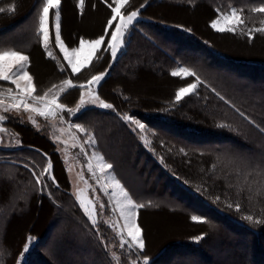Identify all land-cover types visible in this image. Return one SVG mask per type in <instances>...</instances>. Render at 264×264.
<instances>
[{
  "label": "trees",
  "instance_id": "16d2710c",
  "mask_svg": "<svg viewBox=\"0 0 264 264\" xmlns=\"http://www.w3.org/2000/svg\"><path fill=\"white\" fill-rule=\"evenodd\" d=\"M109 3L115 6L113 0H84L81 8L79 0H62L61 34L69 48L78 46L81 38L105 35L112 15ZM12 5L14 12L8 11ZM233 6L242 10L245 20L237 33L211 28ZM260 6L264 0H128L122 14L138 11L139 19L128 29L117 58L107 49L116 20L90 64L73 74L55 43L53 14L50 49L55 58L46 54L38 33L41 0H0L5 8L0 13V51L14 48L29 56L35 95L64 87L59 102L69 111L87 89L79 85L105 74L97 95L113 110L87 107L77 120L83 125L96 120L108 129L111 141L129 150L119 156L110 145L121 159L115 170L122 183L145 205L138 210L137 222L145 240L139 254L148 264H264V34L252 32L250 41L247 33L248 28L264 26V13L252 11ZM71 14L83 26L93 14L103 16L100 29L70 28ZM203 19L204 33L196 28ZM18 43L29 44L22 48ZM35 57L48 65H43L42 78L51 72L44 82L33 70ZM178 66L190 68L203 82L179 102L176 91L196 80L173 77ZM66 79L76 87L63 86ZM15 87L0 81V91ZM141 92L157 99H141L135 94ZM127 115L150 129V152L119 122ZM115 116L119 125L109 121ZM5 128L19 143L0 152L20 160H0V264H21L22 257L24 264H115L108 245L110 227L101 220L93 225L74 200L68 171L52 141L19 119L5 121ZM112 156L107 154L109 160ZM37 157L53 166L55 181L47 176V188L32 174L39 176ZM130 178L137 183L132 185ZM151 214L171 217V231L154 236L145 222H155ZM193 214L206 223L193 222ZM249 215L261 223L245 219ZM181 226V232L174 230ZM28 237L36 243L24 253ZM129 259V253H122L121 264H129Z\"/></svg>",
  "mask_w": 264,
  "mask_h": 264
},
{
  "label": "snow or ice",
  "instance_id": "6c2138e0",
  "mask_svg": "<svg viewBox=\"0 0 264 264\" xmlns=\"http://www.w3.org/2000/svg\"><path fill=\"white\" fill-rule=\"evenodd\" d=\"M105 3L108 0H104ZM113 3L116 5L115 7L112 4H108V7L111 9V17L107 22L105 27V35L100 36L97 39L87 40L81 38L79 40V47L72 48L69 50L64 41L61 38V4L62 0H41L42 7H39V17H38V33L40 34L41 41L43 47L46 51V54L50 58H55L52 56V53L48 50L49 41H50V29H49V20L50 13L54 11L55 18V43L58 46L60 52L63 54V59L67 62L68 66L71 69L73 74L79 73L82 68L86 67L90 64L94 54L98 51L101 45L105 41V36L108 35V30L113 27V22L119 18V23H117L114 27V30L110 36V42L107 44V49H110L111 58L115 60L117 58V53L123 48L125 43V35L129 29V26L133 24V21L138 16V11H132L129 15L125 16L121 12V7L128 3V0H113ZM79 5L81 8L84 6V0H79ZM8 11L14 12L15 6L12 5L9 7ZM242 10L232 8L228 14H220L219 18L211 23V28H213L218 33H237V29L245 24V20L240 15ZM255 13H264V6L256 7L252 9ZM5 12L4 7H0V13ZM261 24H264V21H261ZM257 32L264 34V26L256 27V28H248V38L251 41L253 38L251 33ZM244 33V29H240V34ZM87 49V55L85 56L83 62H81V55ZM29 56L22 54L19 51L14 50H4L0 51V81H10L12 84L16 86L18 89V93L12 95L13 102L8 106H4V100L0 99V108H3L4 112H8L11 109H16L19 111L21 108L25 112L33 113L39 117L44 118L45 120H55L57 118L58 113L65 109V105L59 102L60 92L64 91V87H60V91H56L57 86H53L45 91L42 95H35L36 88L33 83V77L27 71V65L29 63ZM18 66V67H17ZM16 67V70L13 71V68ZM63 70V69H61ZM173 77H194L196 82L190 83L186 87H180L175 93V99L179 102L185 95L189 93L195 92L199 83H203L200 81L199 76L192 71L188 67L178 66L177 69L171 72ZM105 74L100 73L92 76L86 84H80V89H86L87 86H98L100 82L104 79ZM22 82H24L22 84ZM63 86H67L68 88L76 87L73 84L71 79H66L63 82ZM8 92L11 94L12 89H8ZM51 93V95H50ZM3 94L0 93V96ZM84 93H82L81 98L79 100V105L82 106L85 103L83 98ZM88 95L90 97L88 103L96 104L99 102L100 106L103 108H112L111 104L105 103L103 100L99 98L98 95L94 94V87L88 89ZM223 99V97H221ZM31 101V103H29ZM76 109H70V111H75ZM243 116L244 114L241 113ZM29 119L33 124H36V120L29 116ZM126 120H132L131 117H125ZM5 120L4 115H0V122ZM134 124L139 128L141 132L145 130V124L138 121L132 120ZM71 127H74L79 130V132L84 133L87 130L81 124H74ZM219 127H227V125L220 124ZM4 128H0V132H4ZM61 132L64 130L61 129ZM145 140L146 144H149L150 141L147 137H142ZM71 139L76 140L75 135L71 137ZM59 140V137H57ZM91 141V145L95 144V139L88 135L85 143ZM67 144V141L64 142ZM76 145L73 144V147ZM81 152H84L83 145H80ZM183 151V149H181ZM85 155L87 153L85 152ZM95 161V163H93ZM51 161L48 162L47 168L44 169V172L49 173V178L55 181V177L51 175L50 170L52 169ZM113 164L110 162H106L102 155H99L95 151H93L92 156L89 158V162L87 164L88 172L91 176L96 180L98 184H101L102 190L104 194L108 197L109 204L112 205V212L119 213V216L123 219V226L118 233L120 237V247L124 248L125 245H128V248L131 249L135 246L136 249L143 251L145 249V240L142 237V228L137 222L138 210L145 207L143 203L136 202L133 197L130 195L129 191L125 188V186L121 183L119 179L116 178L115 174L110 170L113 169ZM105 173L107 176L105 177ZM36 176V182H40V176H37L35 172L32 173ZM79 180L83 181L85 185L88 184L87 180H85L82 174L79 175ZM107 182H104V181ZM90 187V185H89ZM111 188V193L108 192V189ZM87 189H78L77 191V200L79 202L80 207L83 209L84 213L89 217L91 223L96 225L97 223V209L96 204L92 199L88 197L86 194ZM98 199V198H97ZM100 208L103 209L105 205L101 203ZM231 207V205H229ZM237 210H239V205H237ZM250 222L253 223H261L260 220H253L251 215L246 216ZM191 220L196 223H206V221L199 215H191ZM119 227V225H116ZM126 230L127 237L124 236V231ZM203 237H197L196 239H202ZM33 237H28L25 247L23 248V252L27 253L29 251L28 244L31 243ZM114 259H119L114 256ZM22 264V258H21ZM144 264H148L147 258L144 261Z\"/></svg>",
  "mask_w": 264,
  "mask_h": 264
},
{
  "label": "rangeland",
  "instance_id": "374dc122",
  "mask_svg": "<svg viewBox=\"0 0 264 264\" xmlns=\"http://www.w3.org/2000/svg\"><path fill=\"white\" fill-rule=\"evenodd\" d=\"M232 8H236V7L233 6ZM102 12L103 11H100V14ZM88 17H90V16H88ZM102 17H101V20H102ZM72 18H73V14H71V20L68 24L70 26V28H72L74 25H76L82 29L89 28L87 23H86L89 21V19L86 20L85 26H83L82 24H79V23H78L79 25H77L75 23V19H72ZM138 19H139V15L133 21V24L129 26V28L131 26H133L135 21H137ZM101 20H100V25L102 23ZM204 20L205 19H203L200 23L198 22L199 24L196 27L199 32H203V33L205 32V29L203 26L204 22H205ZM117 23H119V21ZM100 25H99V29H100ZM90 29H92V28H90ZM69 50H71V49H69ZM120 51L117 53V56L119 55ZM86 55H87V49H85V52L82 53V55H81V62H83ZM43 65H46V64L44 62L40 61L39 58L35 57L33 70L38 75L40 82H44L47 79L46 77H48L51 74V72H49L48 75H46L45 77L42 78L43 74L45 73ZM46 67H48V65H46ZM15 70H16V67L13 68V71H15ZM153 79H154V81L159 83V80H158L159 78H153ZM160 82H162L161 79H160ZM23 83L24 82H22V84ZM149 85H152V82ZM163 86H165V85H163ZM93 87H94V94L97 95V89L96 88H98V86H87V89L84 91V95H83V98L85 100L84 105H82V106L78 105L75 108L76 109L75 111H70V110L67 111L68 108L65 107V109L63 111L58 113L57 118L55 120H51V119L45 120L44 118L39 117L33 113L25 112L23 110V108H21L19 111H17L16 109H11L8 112H4L3 108H0V115L5 116V120L0 122V128L5 129L4 132H0V149L1 148L2 149H4V148L5 149L6 148L7 149L12 148L13 149L16 146H18V143H19L17 138H16L17 137L16 134L12 133L11 130L5 128V121L11 120V119H17V120L19 119L21 122L30 124L37 131H40L43 134H45L52 141L51 143H53L55 145L56 151L58 152V154H60L63 162L65 163L66 169L68 171L69 179L72 182L71 191H72V194L74 196V200L77 203H79L77 200L78 189H87L86 194L96 204L97 223L100 222V220H101L102 222L105 223V225L110 227L109 228L110 229V231H109L110 232V234H109L110 242L108 244L109 250L112 252V254L114 256L119 258L118 260L112 258L113 262L115 264H121L122 253H129V257H130L129 264H144V261L141 259V256L139 254L140 250L136 249L135 246H133L131 249H129L128 245H127L126 250L120 247L118 233L120 232V230L123 226V219L119 216L118 212H116V213L112 212V205L109 204L108 197L104 194V191L102 190L101 184H98L96 182V180L91 176V174L88 172V169H87V164L89 162V158L92 156L93 151H95L99 155H102L106 162H110L113 164L114 167L110 171L113 172L115 174L116 178L121 181V177H119V175L117 174V172L115 170V166L121 165L120 164L121 159L118 157V155L119 156L120 155L127 156L128 153H126V152L129 151V150H127V151L124 150L125 148L123 147L124 146L123 143H120L115 139L114 140L112 139V141H111L108 138L109 133H110V132H108V129L106 127L102 126L101 124H99L96 120L95 121H93V120L89 121L88 123H86L84 125H83V123L78 122V120H77L78 115H80V113L87 107L101 108L107 112L113 110L112 108H107V109L103 108L102 106H100L99 102H97L94 105L88 103V101L90 99V97L88 95V89L93 88ZM145 87L146 86H144L143 89L141 88L139 90L142 91L145 89ZM0 93L3 94L2 96H0V99L4 100V106L6 107L10 103L13 102L12 95L17 94L18 89L16 88V89H14V91L12 90L11 94L7 90L0 91ZM135 94L137 95V97H139L141 99H143L145 97L147 99L152 100V101H155L154 99H157L155 97V95H153L152 93H151V95H148V97L143 96L142 92L141 93H135ZM29 103H31V101H29ZM29 116H32L36 120V124L32 123V121L29 119ZM125 117H131L132 120H138V119L133 117V116L127 115V116H123V118H122L123 120H121L119 122L122 124L123 123L125 124V127L128 129L127 133H129V132L132 133V135L134 136V139L137 140V142L141 143L143 150L150 152L149 144H146L145 140L142 138V137H147V139L149 140L148 134H150L149 133L150 129H148L145 126V130L143 132H141L139 130V128L136 126V124H134L132 122V120H126ZM111 118L109 119V121L111 120L114 123V125H117V124L119 125V122L117 121L116 116H115V118L114 117H111ZM138 121H140V120H138ZM140 122H142V121H140ZM77 123L81 124L87 131L84 133H81V132H79L78 129L71 127L72 125L77 124ZM61 129H63L64 131L61 132L60 131ZM89 134H91V136L95 139V144L92 146H90L91 141H89L88 143H85ZM73 135H75V137L77 138L76 140L71 139V137ZM57 137H59V140H57ZM65 141H67V144L64 143ZM40 142H41V140H40ZM73 144H75L76 146L73 147ZM80 145H83L84 152H81ZM110 145L115 149V151H116V153H118V155H115V153H114V151ZM119 147H122V148H119ZM116 148H118V149H116ZM85 152L87 153V155H85ZM107 154H110V155L112 154L114 157L112 156L111 159L109 160L107 157ZM37 158H38V164L43 165V167L40 165H38V166L36 165V167L39 171V176L41 177V181H43V183L45 184V187L47 188L48 182H46V179H47V176L49 177V173L44 172V169L47 168L48 163H46V160L44 157L43 158L37 157ZM0 160L7 161V162H14L15 160H20V158L16 155H11V156L6 157V156H3L0 152ZM93 163H95V161H93ZM118 170H120L119 167H118ZM50 173H51V170H50ZM80 174H82L84 176L85 180H87V182H88L87 185H85V183L83 181L79 180ZM134 174L136 175V173H134ZM106 176H107V173H105V177ZM130 180L132 182V185H133V183H137L136 182L137 179L134 180V179L130 178ZM104 182H107V181L105 180ZM121 183H122V181H121ZM89 185H90V187H89ZM111 191H112V189L109 188L108 192L111 193ZM101 203H103L105 205V207L103 209H101L99 206ZM148 217L149 216L147 215V218ZM151 217H152L151 218L152 220L155 219L154 220L155 222L152 221L149 223L150 220L149 221L145 220V222L148 223V226H147L148 228H152L151 233L153 235L156 233V236L159 237V235H160L161 237H163V235H165L168 231H171L170 229L173 226V224H172L173 221L170 220L171 217H167V215H164V214H151ZM87 218L89 219L88 216H87ZM40 221L41 220H39L38 223ZM114 221H115V223H114ZM113 223L116 225H119V227H116V225L115 226L113 225V227H111L110 225H112ZM153 227H154L155 231H153ZM182 227H184V226H181L179 228L176 227L174 230H176L177 232H181ZM157 232L159 235H157ZM124 236L126 239H129L127 237L126 230L124 231ZM161 237H159V238H161ZM35 243H36V240L33 239L28 247L32 248ZM24 260H25V257L24 258L22 257V264L25 263Z\"/></svg>",
  "mask_w": 264,
  "mask_h": 264
},
{
  "label": "crops",
  "instance_id": "0c3cea01",
  "mask_svg": "<svg viewBox=\"0 0 264 264\" xmlns=\"http://www.w3.org/2000/svg\"><path fill=\"white\" fill-rule=\"evenodd\" d=\"M116 6V5H115ZM114 6V7H115ZM124 6V5H123ZM122 6V7H123ZM54 11L55 10H53V12L52 13H50V20H49V29H50V41H49V47H48V50L52 53V51H51V49H50V43H51V14H53V21H52V25H53V30H54V36H55V18H54ZM119 21V18H117V22ZM40 35V34H39ZM14 36V35H13ZM61 38H62V40H63V37H62V34H61ZM94 39V38H93ZM87 40H91V39H87ZM18 41L20 42L21 40H19L18 39ZM64 41V40H63ZM64 43H65V41H64ZM29 44V43H28ZM28 44H22V43H18V46L19 47H24V48H26L27 46H28ZM103 45V44H102ZM102 45H101V47H102ZM65 46L67 47V48H69V46L65 43ZM76 47H79V45L78 46H76ZM100 47V48H101ZM57 48H58V46H57ZM75 48V47H74ZM59 49V48H58ZM69 49H72V48H69ZM8 50H14L15 51V49L14 48H11V49H8ZM17 51V50H16ZM60 51V50H59ZM20 52V51H19ZM97 52V51H96ZM22 53V52H21ZM61 53V52H60ZM22 54H25V53H22ZM26 55V54H25ZM61 55L63 56V54L61 53ZM95 55H96V53L94 54V56H93V58L95 57ZM52 56H53V53H52ZM93 58H92V60H93ZM91 60V61H92ZM89 65V64H88ZM87 65V66H88ZM28 66H29V63H28V65H27V71L29 72V69H28ZM83 69V68H82ZM81 69V70H82Z\"/></svg>",
  "mask_w": 264,
  "mask_h": 264
},
{
  "label": "bare ground",
  "instance_id": "6f19581e",
  "mask_svg": "<svg viewBox=\"0 0 264 264\" xmlns=\"http://www.w3.org/2000/svg\"><path fill=\"white\" fill-rule=\"evenodd\" d=\"M100 18H101V16H97L96 14H93V18H91L88 22H86L87 25H88V27L89 28H92V29L99 30V25H100V22L99 21H100ZM193 19H195V17H193ZM239 48H241V47H239Z\"/></svg>",
  "mask_w": 264,
  "mask_h": 264
}]
</instances>
